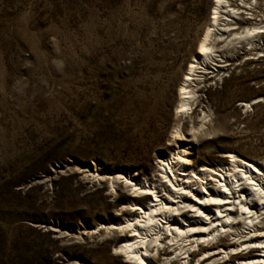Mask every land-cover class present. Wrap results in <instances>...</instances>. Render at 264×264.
Masks as SVG:
<instances>
[{
	"label": "rangeland",
	"instance_id": "obj_1",
	"mask_svg": "<svg viewBox=\"0 0 264 264\" xmlns=\"http://www.w3.org/2000/svg\"><path fill=\"white\" fill-rule=\"evenodd\" d=\"M212 2L0 0V264H124L118 248L130 233L106 227L125 223L129 205L150 198L122 179L111 188L108 176L165 187L157 158L175 151L168 140L176 122L196 133L197 169L229 152L264 166V33L251 50L225 55L223 69L209 64L216 71L195 88L191 111L175 115ZM254 10L264 25L263 0ZM178 207V223L181 214L197 220ZM216 239L245 240L223 231ZM163 242L149 260L182 262L178 248L187 242ZM216 258L204 264L226 259Z\"/></svg>",
	"mask_w": 264,
	"mask_h": 264
},
{
	"label": "bare ground",
	"instance_id": "obj_2",
	"mask_svg": "<svg viewBox=\"0 0 264 264\" xmlns=\"http://www.w3.org/2000/svg\"><path fill=\"white\" fill-rule=\"evenodd\" d=\"M257 4L258 0H213L208 23L198 37L194 54L178 86V102L174 110L176 117L191 111L195 102V88L200 86L206 74L212 75L216 71H207L209 64L223 69L227 66L225 55L242 49V45L250 46L249 50L257 46L255 39L264 33V25L252 18ZM248 11L251 15L248 21L252 22L240 25L243 22L241 16ZM260 100L241 102L240 106L249 108ZM205 118L201 119L196 132L200 133L204 128ZM195 134L183 133L178 122L173 124L168 142L175 151L168 157L163 155L157 158L159 180L167 184L165 187L158 181L140 186L122 174L108 176L111 188L122 179L130 186L132 193L138 192L150 198L145 207L130 204L128 211L133 215L125 223L106 227L107 230H128L130 233L118 248L124 264H157L149 260L152 253L150 248L164 244V240L175 244L177 241L187 242L186 246L178 248L184 251L183 261L178 264H204L205 260L215 263L219 261L216 257L221 255L226 259L217 264H264L263 164L229 152L220 156L216 163L204 162L197 169L196 161L191 157L197 140ZM178 205L188 207V212H193V218L197 220L193 219L189 224L190 220L182 218L184 214H181V222L178 223V219L173 218L180 211ZM212 216L214 220H211ZM204 220L208 223H203ZM214 224L219 229L211 227ZM164 225L167 235L160 240ZM240 230L245 232H242L244 236L237 234ZM220 231L245 240L239 245L225 243L222 239H216ZM213 240L216 241L208 246ZM242 247L248 250L245 254L234 253ZM192 248H196V253L189 254ZM210 253L213 254L205 259L204 256ZM198 257L204 258L199 262Z\"/></svg>",
	"mask_w": 264,
	"mask_h": 264
}]
</instances>
